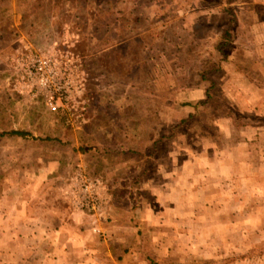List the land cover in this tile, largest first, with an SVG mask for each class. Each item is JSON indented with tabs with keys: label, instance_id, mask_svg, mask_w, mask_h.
<instances>
[{
	"label": "rangeland",
	"instance_id": "374dc122",
	"mask_svg": "<svg viewBox=\"0 0 264 264\" xmlns=\"http://www.w3.org/2000/svg\"><path fill=\"white\" fill-rule=\"evenodd\" d=\"M226 1L0 0V133L35 137L0 136V227L13 230L25 203L59 254L47 262L31 242L6 239L0 264H115L107 252L137 230L159 264H264V0L234 1L241 33L210 75L221 91L208 106L186 104L204 98L196 80L226 28ZM26 48L79 59L82 114L67 119L14 89L9 60ZM80 168L108 185L114 210L82 212L66 228L63 192ZM136 251L130 264H149Z\"/></svg>",
	"mask_w": 264,
	"mask_h": 264
},
{
	"label": "built area",
	"instance_id": "2783aa9c",
	"mask_svg": "<svg viewBox=\"0 0 264 264\" xmlns=\"http://www.w3.org/2000/svg\"><path fill=\"white\" fill-rule=\"evenodd\" d=\"M83 74L79 59L73 55L26 48L10 58L8 81L21 95L42 98L50 111L70 119L72 114L79 110L82 114L85 109L76 104L84 103L82 94L81 100L74 97V89L83 86ZM76 79L78 84L74 83ZM63 195L68 206L76 211L102 215L111 207L108 185L101 178L89 177L81 168L71 177Z\"/></svg>",
	"mask_w": 264,
	"mask_h": 264
},
{
	"label": "trees",
	"instance_id": "16d2710c",
	"mask_svg": "<svg viewBox=\"0 0 264 264\" xmlns=\"http://www.w3.org/2000/svg\"><path fill=\"white\" fill-rule=\"evenodd\" d=\"M235 0H227V5L223 7L222 11L225 13L226 16V28L219 36L218 40L215 42V44L212 46V52L209 56H207V60H203L201 62V69L198 73V80H196L197 87L204 86L205 93L204 98L200 99L196 102H185L186 104L194 106V109H199L200 106H208V104L212 103L214 101V92L215 91H221V87L219 83L210 78V75L220 72L222 70V67L225 63L229 62L231 59V56L233 55V47L234 43L236 42L238 38V34L241 33L239 26L240 21L237 15V8L233 6ZM237 1V0H236ZM235 1V2H236ZM241 39V38H240ZM240 41V40H239ZM194 117V113H189L186 117L182 118L180 122L173 124L170 126V132L171 134H161L158 139H156L153 142L152 150L148 154L149 158H146V162H150L152 157L157 155V151L162 149V146L164 144V141L166 139H169L178 131V129H181V132H184L183 127L184 125L189 122L190 119ZM3 135H11V136H18L23 138H33L35 137L30 133L29 131L25 130H10L9 132H2L0 133V136ZM83 150V153H93V154H100L105 152V148H99V147H91L86 148L84 147L80 148ZM134 239L130 242L129 246L125 247L122 250V253L117 256V261L119 264H129L130 261L133 259V252L135 250L139 251V253L146 259V261L149 262V264H159L153 256L150 255L147 250L144 249L143 243H142V237L141 232L137 230L134 233Z\"/></svg>",
	"mask_w": 264,
	"mask_h": 264
},
{
	"label": "crops",
	"instance_id": "0c3cea01",
	"mask_svg": "<svg viewBox=\"0 0 264 264\" xmlns=\"http://www.w3.org/2000/svg\"><path fill=\"white\" fill-rule=\"evenodd\" d=\"M45 208L47 209L48 207H45ZM25 209H26L25 208V203H23V204L21 203L19 205V208H17L16 213L19 214V219L14 221V226L15 227H14L13 230L7 229V228H5L3 226L0 227V236H1L0 241L3 242L6 239H7V241H11L13 239V243L19 242V241L31 242V245H34V246H32V248L37 249L35 255H39V254L43 253V256H45V260L47 262H49L56 255H59V254H57V253L52 251L53 248H52V245H51V241L53 240L52 238H54L53 237L54 234L52 233V229L51 228H47V222L43 221L44 220V216L43 217H37V214L35 216H29V215L27 216V214H26L27 211ZM110 209L114 210V206L111 205ZM108 212L110 213V210ZM108 212L106 214H108ZM81 214H82V212L73 210L69 206H67L64 209V212L62 213V216L65 217V218H67V216H68V218L67 219H63L62 220V224L64 222L66 224L65 226L67 228V223L71 219H73V218L75 219V217L80 216ZM1 217H2V215H0V218ZM82 221H83L84 225H86V226L88 224L89 225L91 224L90 221L87 220V219L86 220L83 219ZM84 221L85 222L87 221L86 224H85ZM37 229H39L38 233H37ZM40 230H41V233H44L43 235L40 234ZM64 230H65L64 226H62L60 229H57V227L55 228V231L57 233H60V234L63 233ZM134 237L135 236H134V233H133L131 241L134 239ZM43 242H45L46 245L50 244L48 246V248L46 250H44V251H43L42 247H40ZM47 243H49V244H47ZM129 244L130 243L126 244L125 247L129 246ZM2 247L3 246H0V249ZM15 247H17V245ZM125 247H121V252L119 254L118 253H112L110 251L107 252V255H111V257H113V260H115V264H119V262L117 261V256H119L122 253V250ZM3 250H4V252L9 253L10 247L8 249L3 248ZM30 250H31V248H30ZM33 251L34 250H31L30 253H32ZM61 251H64V250H61ZM4 252H3L2 256H4ZM89 252H91V251H89ZM136 253H138V251H136ZM12 254H14V251L11 254H9V255H12ZM96 255H98V254H96ZM18 256L19 255H16V253H15V257H18Z\"/></svg>",
	"mask_w": 264,
	"mask_h": 264
}]
</instances>
